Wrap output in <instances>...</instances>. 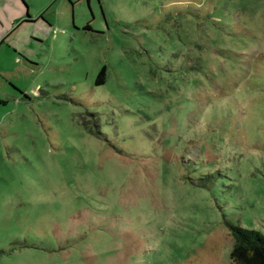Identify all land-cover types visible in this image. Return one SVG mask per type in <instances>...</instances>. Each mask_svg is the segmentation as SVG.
Masks as SVG:
<instances>
[{
    "label": "rangeland",
    "instance_id": "374dc122",
    "mask_svg": "<svg viewBox=\"0 0 264 264\" xmlns=\"http://www.w3.org/2000/svg\"><path fill=\"white\" fill-rule=\"evenodd\" d=\"M25 2L47 23L0 0V264H235L226 222L264 234V0Z\"/></svg>",
    "mask_w": 264,
    "mask_h": 264
},
{
    "label": "trees",
    "instance_id": "16d2710c",
    "mask_svg": "<svg viewBox=\"0 0 264 264\" xmlns=\"http://www.w3.org/2000/svg\"><path fill=\"white\" fill-rule=\"evenodd\" d=\"M106 70L104 66L99 71L95 80L97 86L106 82ZM226 225L234 242L230 254L231 260L235 264H264V234L229 221Z\"/></svg>",
    "mask_w": 264,
    "mask_h": 264
},
{
    "label": "crops",
    "instance_id": "0c3cea01",
    "mask_svg": "<svg viewBox=\"0 0 264 264\" xmlns=\"http://www.w3.org/2000/svg\"><path fill=\"white\" fill-rule=\"evenodd\" d=\"M20 2H21V4H22V10H23V14H21V12H20V10L18 11V15H17V17L16 18H13V19H11L10 20V22H9V25L10 26H16V25H20V24H34L36 21H38V20H42V22L44 23V24H46L47 23V21L46 20H44L42 17H43V15H41L39 18H37V19H33V17L30 15V13H29V8H28V5H27V3L25 2V0L24 1H22V0H19ZM25 12V13H24ZM27 13H28V15H29V17H27L28 15H27ZM1 19V18H0ZM33 19V22L32 23H30V20H32ZM2 26V25H1ZM4 26V25H3ZM17 27V26H16ZM2 38V37H1Z\"/></svg>",
    "mask_w": 264,
    "mask_h": 264
},
{
    "label": "flooded vegetation",
    "instance_id": "af4514ba",
    "mask_svg": "<svg viewBox=\"0 0 264 264\" xmlns=\"http://www.w3.org/2000/svg\"><path fill=\"white\" fill-rule=\"evenodd\" d=\"M33 22V19L32 20H30V23H32ZM88 28H89V25H88ZM6 40V38H4L2 41H5Z\"/></svg>",
    "mask_w": 264,
    "mask_h": 264
},
{
    "label": "water",
    "instance_id": "95a60500",
    "mask_svg": "<svg viewBox=\"0 0 264 264\" xmlns=\"http://www.w3.org/2000/svg\"><path fill=\"white\" fill-rule=\"evenodd\" d=\"M27 15H28V13H27ZM27 17H29V15Z\"/></svg>",
    "mask_w": 264,
    "mask_h": 264
}]
</instances>
